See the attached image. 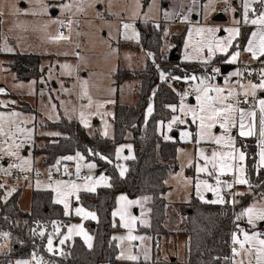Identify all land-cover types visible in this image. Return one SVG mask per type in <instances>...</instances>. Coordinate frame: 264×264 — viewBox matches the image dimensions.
I'll use <instances>...</instances> for the list:
<instances>
[{"label":"rangeland","instance_id":"rangeland-1","mask_svg":"<svg viewBox=\"0 0 264 264\" xmlns=\"http://www.w3.org/2000/svg\"><path fill=\"white\" fill-rule=\"evenodd\" d=\"M152 3L153 0H139V4H137V0H101L99 3H94L93 0H0V12H2V23H0V88L5 89L3 93H0V112L7 113L15 111L21 113L19 120L24 122L23 127L32 129L30 139H25L24 136H20L17 141H23V146L19 154L30 160V167L25 165L29 170L25 171L15 167L9 168L10 165L14 164L15 160H18L21 164L19 159L6 155L0 158V169L8 170L7 172L0 170V185H3L1 188L4 190L3 199L9 198L17 190H21L19 206L23 210H29L31 207V195L34 189L48 191L56 202V181H71L81 185L80 190L68 196V209H65L64 205L60 203L64 208L65 214L66 212L68 213L66 215L77 216L78 218L70 220L66 231L59 238L55 235L52 236L54 248L58 252H61L64 245L71 244L75 237H80L88 246L85 235L77 234L78 229L73 230L71 238L63 245L59 243L64 235L68 233V229L72 225H82L84 233L92 237L91 244L93 246L94 236L86 222L89 220L96 221L97 219H86L83 215L78 216L76 215L75 209L84 208L89 212H94L80 203V194L86 191L83 186L87 178H91L93 181L99 180L101 176L108 178L105 181H100L98 184L92 185L95 187V191L100 187L110 184V180L105 170L100 169L96 162L88 161L82 152L79 151L74 154L60 156L54 163H46L44 154L37 152L36 148L43 147L47 141H52L62 134L51 123L58 122L64 118L74 119L84 126L90 135L108 138L115 136L113 122L115 104L117 102L127 105L136 104L138 100L136 93L138 80L135 78L117 86L114 75L120 68H129L132 70L143 69L147 66L149 60H153V56L149 55L150 52L141 44L138 22L152 21L157 23L164 21L165 31L163 35L162 53L167 58L170 57L175 47L172 41V35L181 33L184 30L185 37L182 48L178 52L176 51V53L180 55L181 60H185V43L188 40V31L194 25L219 26L221 31L217 33V36L226 38L228 33L224 29L233 26L234 19H240L242 16V0H231V8H235V12H232L230 9L228 11L224 10L227 7L225 0H216L213 5H209V0H156L157 6L153 7L150 11L149 6ZM44 5H47L46 10ZM64 5H71V7L65 9L63 7ZM262 6L264 4H260L259 2L253 4L252 7L257 9V12L250 13V18L258 15L259 11L264 9ZM213 8L215 9L214 11L212 10ZM17 9L20 11L18 12ZM54 11L57 12V15L53 14ZM164 12L169 14L168 17H165ZM97 13L102 15H97ZM177 13L182 15L180 19L176 18ZM218 13H224L227 16V20L224 22L215 21L214 17ZM206 14L207 19L205 20L204 16ZM185 15L189 17L188 21L183 19ZM53 20H63L65 25L68 20L73 21V31L70 40L55 41L52 39L58 32H64L65 35H68L67 27H61L59 24L51 23ZM123 23H132L136 32L139 33V39H125L123 35ZM241 24L243 26L241 28L239 25L241 35L233 42V45L236 46L234 51L241 50V55L236 63L224 62V64L233 66L226 73L231 78L230 83L233 85L237 81L242 84L247 83L249 80L253 81V76L260 77L262 67L256 63L257 61L253 62L256 59L249 56L246 51L242 53V49L244 48L241 42L242 32L249 30L247 26L252 27L255 25L250 23L245 24L243 22ZM5 39L8 45L13 48L12 52L2 50ZM230 51L231 49H229ZM18 52L21 54L40 55V68L42 70L45 69V74L39 78L19 79L17 73L12 69L11 63L13 54ZM64 53L68 54L65 55ZM76 53H79V55H76ZM204 55H207L206 51ZM227 59H229V56ZM185 61L200 60L192 59ZM260 62L264 64V58ZM65 64L72 66V75H67L68 70L62 67ZM236 71H240L242 75L232 76L231 74ZM167 76L168 78L166 80L177 84L176 89L180 97L184 92L183 87L185 84L192 83L191 86H194L198 83V81L186 80L185 77H180L177 80L174 79L176 76L169 74ZM83 80L88 81V91L93 99V104L90 109L81 107L82 105L88 104L87 97L81 98V81ZM213 83L225 86V80L214 81ZM65 89H69V91H65ZM257 95H259V92ZM191 98L194 101H191ZM11 101H15V103H10ZM108 101H111V103ZM2 102L9 103L5 106V103ZM184 102L189 105H195V96L189 95L184 98ZM180 103L181 101L177 106ZM100 105L103 106L100 107ZM149 107L152 108L153 112V100L147 106L146 118H149L152 114V112L151 114L148 113ZM81 111L85 114L87 124L80 118ZM258 114L259 112L257 111L256 120ZM174 115H181L184 118L180 112H176ZM171 119L172 117L163 123V125L161 123L159 124V132L165 138L168 137L167 139H176L178 141L177 159L179 168L166 180V184L169 186L165 193L169 207L165 223L167 232L157 237L154 242L151 235L139 230V226L149 225L150 223L149 201L151 196L130 197L126 192L119 193L116 197V206L113 212L117 208H121V205L124 204V202L119 201L121 195L127 196L128 200L140 201L137 204H124L123 210L125 211V221L129 220L130 217L136 218L132 226L131 235L143 237L144 239L117 240L119 246L118 257L123 251L126 257L135 255L139 259H145V254H147V259H151L149 260L150 262H153V258L155 260H172L177 257L180 261L186 260L188 257L189 238L185 233L176 231L185 223L179 216V205L190 201L193 194L202 201H213L217 199L214 192L207 191L203 187L200 189V195L197 194L196 184L200 180H207L209 184L215 186L216 176L198 173L196 166L199 149L203 148L210 154L213 149L217 151L222 150L221 146L215 145L207 140L200 141L198 125L191 122L190 116L186 117L188 121L186 124H173L171 130H169L168 123ZM105 131H107V135L104 134ZM184 131L191 132L193 134L192 137H183L182 133ZM212 132L215 135H219L223 132V129L217 126L212 129ZM258 133L259 122L256 135L258 137L259 154L260 140ZM231 135L236 137V146L240 148L238 145V129H232ZM121 146H124V148L120 153V159H117L116 155V165H121L126 169L125 175L128 169L127 161L135 156V150L133 143L128 140L117 145L116 154ZM77 153H80L83 159L77 157ZM68 156H72L74 159H63ZM124 157L128 158L124 159ZM190 162L191 167L189 166ZM258 162L260 163V161ZM78 164L80 165L79 173H77ZM89 164H94L95 167H86ZM244 164L248 178L246 160ZM69 167L73 169L72 177H59L53 182L49 181L48 177L53 174V171L57 169L65 170V168ZM15 170L22 171L24 174L14 179L13 171ZM118 171L120 173V168H118ZM80 174H83L84 178H79L78 176ZM225 175H229L232 178V174L230 173ZM220 179L224 181L221 177ZM38 181L39 186H37ZM49 184L52 186L48 187ZM238 187L240 189L236 188V185L232 189H228L222 184L221 194L224 196V199L228 198L230 201L235 199L237 201L240 195L234 196V193L252 192V187L249 185H238ZM254 187H257V185ZM13 188H15V191H12ZM63 191H70V189H63ZM261 199L262 196L255 197L254 201L246 207L261 201ZM171 213L175 215L173 220L170 219ZM112 219L113 224L119 226L113 232V237H127L129 235V229L123 226L125 221H122L119 216L114 217L113 213ZM248 226L249 228L243 229L250 234L253 231L264 232V222H259L255 228L250 225ZM0 245H5L3 249H0V253H2L8 246L7 243L3 242ZM37 258L41 257L37 256ZM238 259L247 261L249 257L246 254H242L235 259L232 257L233 264ZM16 260L29 259L22 258ZM124 260L129 259H121L116 264H124ZM10 264H14V262ZM253 264H255L254 258Z\"/></svg>","mask_w":264,"mask_h":264},{"label":"trees","instance_id":"trees-1","mask_svg":"<svg viewBox=\"0 0 264 264\" xmlns=\"http://www.w3.org/2000/svg\"><path fill=\"white\" fill-rule=\"evenodd\" d=\"M163 22H138L142 46L148 50L153 60H149L145 68L132 70L120 68L115 73V83L120 86L125 81L137 79L138 100L135 105L120 102L114 108L113 138L90 135L84 126L74 119H61L51 123L61 131V135L52 141H47L43 147L36 148L42 152L48 164L54 163L60 156L74 154L77 151L88 161L96 162L100 169L109 176L110 185L98 188L94 192L83 191L80 203L91 211L96 212L97 220L86 222L94 236V243L89 248L80 237H75L71 244L63 246L61 252L47 250V238L55 231L56 224L60 237L67 229L70 220L77 216H68L60 203L53 200L52 195L44 189H34L31 195V208L23 210L19 206L21 190H17L7 199H3L4 190L0 187V233L8 232L10 248L0 254V264H10L16 259L32 258L33 253L43 259L44 264H116L119 246L113 239V232L119 227L113 224L112 213L116 206V197L126 192L130 197L151 196L150 223L139 226L140 231L157 237L167 232L166 220L169 207L165 193L169 186L167 178L179 168L177 152L178 141L166 139L159 132L161 121L165 123L175 113L168 105H178L181 101L175 82L163 79L161 72L176 77L191 75H213V69H220L228 55L218 54L210 63L201 61H185L181 57L171 61L162 53ZM159 25V27H157ZM242 32L241 42L245 46L250 30ZM185 31L172 35L176 51L182 48ZM236 48L233 45L229 54ZM180 56V55H179ZM264 57H260L261 60ZM260 60L256 63L259 66ZM12 69L19 79L39 78L45 74L41 69V56L38 54H13ZM221 72L214 74V81H219ZM258 82L260 77L253 76ZM153 100V112L146 118V109ZM130 135V137H129ZM130 140L133 143L135 156L128 159V169L121 176L116 165L117 145ZM239 147L246 152V165L249 184L252 192L239 196L237 203L230 199L224 204L202 201L192 195L190 201L179 205V216L184 215L186 222L181 231L189 238L188 257L184 261L178 259L153 261V264H231L232 234L241 228H249L247 221H236L235 217L255 197L264 194V168L258 167V137H238ZM103 157H107L104 159ZM68 162V161H66ZM70 162V161H69ZM257 185V187H254ZM177 214V212H175ZM35 230V231H33ZM45 231L41 237L39 232ZM1 236V235H0ZM62 253V254H61ZM228 259H225V258ZM124 264H150L148 260H124Z\"/></svg>","mask_w":264,"mask_h":264},{"label":"snow or ice","instance_id":"snow-or-ice-1","mask_svg":"<svg viewBox=\"0 0 264 264\" xmlns=\"http://www.w3.org/2000/svg\"><path fill=\"white\" fill-rule=\"evenodd\" d=\"M94 3H99L101 0H93ZM216 0H209V5H213ZM259 2L264 4V0H242V16L240 19H234L233 26L224 29L228 36L226 38H220L217 36V33L221 31L219 26H207V25H194L192 29L188 31V40L185 43V60H200L203 63L207 64L212 61V59L217 55V53H224L229 56L226 63H236L241 55L239 50L233 51L229 54V49L233 48V42L241 35L239 25L241 22L245 24L259 25L258 31L251 33V38L247 42V47L244 51L251 54L253 59H259L264 57V9L259 11L258 15H255L254 18H250V13H256L257 9L252 7L253 4ZM227 7L224 9L228 11L229 9L232 12H235V8H231V0H225ZM139 4V0H137ZM156 0H153V3L149 6L151 11L153 7H156ZM65 9L71 7V5H64ZM45 10L47 5H44ZM82 10V9H81ZM215 10L214 8L212 9ZM19 12L20 10L17 9ZM97 15H102L97 13ZM165 17H168V13L164 12ZM135 18V14H134ZM185 21L189 20V17L185 15L183 17ZM204 19H207V14L204 16ZM0 23H2V12H0ZM51 23L59 24L61 27H67L68 35H65L64 32H58L57 35L52 37L55 41L65 40L68 41L71 39V34L73 31L72 25L73 21L68 20L67 24L63 20H53ZM78 23V22H77ZM123 35L125 39H139V33L136 32L132 23H123ZM159 27V25H157ZM78 47V45H77ZM191 49V51H189ZM5 52H12L13 48L10 47L5 39V44L2 49ZM205 51L207 55H204ZM67 55L68 53H64ZM79 55V53H76ZM149 55H152L149 53ZM64 69H67V75H72L71 65L65 64L62 66ZM220 69H213V75L208 76H186V80L198 81L194 86H190L188 91H185L181 94V103L177 105H168L167 107L171 109L173 113L180 112L181 115H173L171 121L168 123V128L171 130L173 124H186L188 121L186 117L191 118V122L198 125L199 129V140L200 141H209L215 145L221 146L222 150L213 149L210 154L203 148L199 149L197 156V166L196 171L198 173H206L208 176H216L215 186L209 184L207 180H200L196 184L197 194L200 195V189L203 187L207 191H212L216 194L217 199L210 201L211 203L224 204L227 201L224 199L222 193L221 185L223 184L228 189H232L234 185H249V180L246 176L245 160L246 152L241 150L236 146V137L231 135L232 129H238V135L241 138H247L257 135V125H256V115L257 111L259 112V140H260V152H259V165L258 167L264 168V97H258V92H264V69L260 71V79L258 82H253L249 80L247 83H240L239 81L236 84H231L229 80H225V86H220L213 83L214 74H218ZM232 76H241L240 71L233 72ZM161 77L167 79L168 76L161 72ZM174 79L179 80L180 77H174ZM81 98L87 97L88 104L82 105V108H91L93 104L92 96L88 91V81H81ZM5 89L0 88V93H3ZM69 91V89H65ZM189 95H194L196 104L189 105L184 102V98ZM111 103V101H108ZM5 103V106L9 102ZM10 103H15L11 101ZM103 105H100L102 107ZM247 106V107H245ZM152 108L149 107L148 113L151 114ZM21 113L12 111V112H0V158L3 156H10L21 161V164L10 165L9 168H21L22 170H29L25 165L30 167V160L20 156L19 151L23 146V141L17 142L20 136H24L25 139H30L32 135V129L23 127V121L19 120ZM80 118L87 124L85 119V114L83 111L80 113ZM163 125V121H161ZM219 126L223 129V132L219 135H215L212 132V129ZM107 135V131L104 133ZM192 133L189 131H184L182 133L183 137L191 138ZM168 137H166L167 139ZM124 146H121L117 150V159H120V153L123 151ZM77 157L83 159L80 153H77ZM107 159V157H103ZM128 157H124L127 159ZM65 160H72L74 157L68 156L64 157ZM202 161V163H201ZM191 167V162L189 163ZM86 167L94 168V164L86 165ZM120 168V175L123 176L126 169L117 165ZM211 169V170H210ZM8 171L7 169H0ZM80 165H77V173H79ZM67 172V168H65ZM232 174V182L222 181L221 176L225 174ZM107 177L101 176L99 180L93 181L91 178H87L84 187V190L88 192H94V184H98L100 181L107 180ZM57 187L55 188L57 194V203L64 205L65 209L69 208L68 196L73 192L80 190L81 185L75 184L74 182H65V181H56ZM39 186V181L37 182ZM52 185L49 184L48 187ZM111 187L110 184L107 185ZM3 187V185H0ZM63 189H70V191H63ZM15 191V188L12 189ZM235 195L243 196L245 193H234ZM203 198V197H202ZM146 199V198H145ZM119 201L124 202V204L131 205L140 203V201L128 200L127 196L121 195ZM233 204L237 203L235 199L231 201ZM124 204L121 205V208H117L113 212V216H119L122 221H125V211ZM76 215H83L86 219L91 218L93 220L97 219L95 212H89L84 208H76ZM66 214H68L66 212ZM236 221H241L242 219L247 220V224L255 228L259 222H264V194H262L261 201L252 204L249 207L244 208L239 214L235 217ZM135 217H130L129 220L125 221L124 227L129 229V235L127 237H113L114 240L124 239L136 240L144 239L143 237H136L131 235L132 226L135 222ZM55 231L52 235L47 238V250L49 252H55L53 244V235H57L60 232L59 225L56 224ZM237 230L232 234V254L233 259L242 254H246L249 259L247 261L243 259L235 260V264H253V258L255 264H264V232L253 231L251 234L245 229L241 228L239 224L236 226ZM78 229L77 234L85 235V239L88 242V247L91 248V236H87L84 233L82 225H72L68 229V233L64 235L63 239L59 241L63 245L67 240H69L73 234V230ZM35 231V230H33ZM5 240H8L10 233L3 232L0 233ZM39 235L43 237L45 231L41 230ZM5 245H0V249H3ZM62 254V253H61ZM147 254H145V259H147ZM118 259H129L137 260L138 256L130 255L125 256L123 251L120 253ZM225 259H228L227 257ZM14 264H44L42 258H37L36 254L33 253L32 259L30 260H16Z\"/></svg>","mask_w":264,"mask_h":264},{"label":"built area","instance_id":"built-area-1","mask_svg":"<svg viewBox=\"0 0 264 264\" xmlns=\"http://www.w3.org/2000/svg\"><path fill=\"white\" fill-rule=\"evenodd\" d=\"M182 17V15L180 13L176 14V18L177 19H180ZM229 80L231 81V78L229 76H227L226 74L223 75L222 77V80ZM192 83H187L185 84V86L183 87V91H188L190 86H191ZM14 164H19V161L18 160H15L14 161ZM73 172V169L71 167L67 168V172H65V170H62V169H57L55 171H53V174L51 176L48 177L49 181L50 182H53L55 179L59 178V177H72L71 174ZM24 172L22 171H16L13 173V178L15 179L16 177H21V175H23ZM79 178H84V175L83 174H80L78 176ZM221 178L224 180V181H227V182H232V178L229 176V175H223L221 176ZM3 236L1 235L0 236V243L3 241ZM232 242H231V257H233V254H232ZM150 264H153L152 262ZM232 264V263H231Z\"/></svg>","mask_w":264,"mask_h":264},{"label":"crops","instance_id":"crops-1","mask_svg":"<svg viewBox=\"0 0 264 264\" xmlns=\"http://www.w3.org/2000/svg\"><path fill=\"white\" fill-rule=\"evenodd\" d=\"M263 8H264V6H262ZM260 9H261V7H260ZM178 14V13H177ZM240 27L241 28H243V26H242V24H240ZM251 27V26H250ZM259 25H255V26H252L251 27V30H250V37H249V39L251 38V33L252 32H254V31H258V29H259ZM248 39V40H249ZM248 42V41H247ZM247 47V43H246V45L244 46V48L242 49V53H243V51H244V49ZM240 53H241V50H240ZM248 53V52H247ZM248 55L249 56H251V54L250 53H248ZM257 60H259V59H256L255 61H253V62H256ZM253 62H251V63H253ZM241 63H243V62H241ZM244 63H247V62H244ZM261 69H264V66H262L261 67ZM258 97H264V92H259V95H257ZM259 116H260V114H258V118H257V120H256V122H257V126H258V122H259ZM260 152V151H259ZM259 155V154H258ZM258 161H259V156H258ZM19 164H20V162H19ZM14 172H16V170L15 171H13V173ZM249 180V179H248ZM249 186H250V184H249ZM251 187V186H250ZM235 188V187H234ZM236 188H238V189H240L239 187H238V185H236ZM254 201V200H253ZM150 202V201H149ZM31 208V207H30ZM181 217V219L184 221V222H186V217L184 216V215H182V216H180ZM175 218V215L174 214H170V219L171 220H173ZM184 226H185V223H184V225L183 226H181L180 227V229H178V230H176V231H178V232H180V233H182L181 231L184 229ZM3 243H7V246L8 247H6L4 250H3V252L4 251H6V250H8L9 248H10V242L8 241V240H5L4 238H3V241H2ZM55 244L56 245H58V243L57 242H55ZM156 244V243H155ZM57 251V250H56ZM62 251V250H61ZM58 252V251H57ZM1 254V253H0ZM30 259H32V258H29V260ZM142 259V258H141ZM175 259H177V257H175ZM174 259V260H175ZM143 260H148V259H143ZM149 260H151V259H149ZM148 260V261H149ZM171 260V259H170ZM152 261H167V260H162V259H160V260H155V258H153L152 259ZM232 264H233V261H232Z\"/></svg>","mask_w":264,"mask_h":264},{"label":"water","instance_id":"water-1","mask_svg":"<svg viewBox=\"0 0 264 264\" xmlns=\"http://www.w3.org/2000/svg\"><path fill=\"white\" fill-rule=\"evenodd\" d=\"M54 15H57V12L54 11L53 12ZM215 21H221L224 22L227 20V16L224 13H218L215 17H214ZM180 56L176 53V48H174L170 54V60L171 61H177L179 60ZM231 68H233V66L229 65V64H223L220 68V72L222 75H225ZM220 80H222V78H220ZM191 101H194L193 98H191ZM175 136H177V134H175ZM175 258H173L172 260H174Z\"/></svg>","mask_w":264,"mask_h":264}]
</instances>
